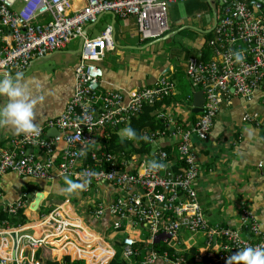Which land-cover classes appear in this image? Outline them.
Wrapping results in <instances>:
<instances>
[{
	"label": "built area",
	"instance_id": "obj_1",
	"mask_svg": "<svg viewBox=\"0 0 264 264\" xmlns=\"http://www.w3.org/2000/svg\"><path fill=\"white\" fill-rule=\"evenodd\" d=\"M188 1L0 0V77L23 73L34 59L54 54L84 37L74 93L64 112L39 126L38 134H22L0 146V200L2 177L9 172L33 179L69 177L84 184L81 193L92 197L90 218L100 219L109 210L112 231L123 235L128 230L122 238L123 257H141L142 264L158 260L166 264H225L227 257L244 247L264 248V232L252 210L242 205L237 228L211 224L195 187L201 165L194 142L210 138L221 105L231 102L232 94L250 100L259 89L264 90V13L248 0H213L217 25L208 42L212 55L207 61L203 60L204 51L192 55L184 68L188 81L203 90L205 98L203 111L193 123H184L170 107H162L156 118L165 128L141 132L142 140L152 147L150 153L111 152L103 144V139L113 134L131 141L125 136L131 120L144 106L173 98L177 86L170 69L150 87L127 93L102 89L104 70L98 63L116 49L115 27L109 24L92 37L89 31L102 15L112 14L134 18L141 41L151 42L170 32L169 6ZM197 18L202 19V14ZM237 51L244 57L239 63L233 55ZM186 102L190 98L182 103ZM243 121L261 125L256 112L246 113ZM52 129L58 133L50 137L47 132ZM59 143L65 144L60 152L56 150ZM133 146L138 147L135 142ZM33 147L41 150L42 158L28 152ZM153 161L164 167L150 168ZM100 184L117 189L118 196L105 202L99 195ZM27 204L21 197L1 210L10 218L17 217L22 211L25 215ZM69 208L71 211L60 206L46 214L39 209V236L33 227L36 223L14 226L10 220L0 222V264H39L35 253L42 245L54 246L48 242L52 238L64 242L54 246L53 251L60 249L57 258L67 254L83 259L77 248L66 250L79 238L83 222ZM137 228L144 229L146 240H141L144 233L135 231ZM29 230L35 235L26 233ZM72 233L76 238L69 237ZM156 243L166 249H157Z\"/></svg>",
	"mask_w": 264,
	"mask_h": 264
},
{
	"label": "crops",
	"instance_id": "obj_2",
	"mask_svg": "<svg viewBox=\"0 0 264 264\" xmlns=\"http://www.w3.org/2000/svg\"><path fill=\"white\" fill-rule=\"evenodd\" d=\"M103 20H105L103 29L109 24L115 27L116 49L106 53L105 58L98 63L104 70V77L101 82L102 89L120 90L127 93L131 90L153 86L161 75L168 73L170 69L176 70V67L167 61L160 60V62H157L156 51L158 45L146 47L150 41H141L134 18L121 19L114 18L112 14H104L100 17L98 23L93 26V30L91 28V32H94L95 27ZM180 24L182 27L190 26L199 29L204 24L210 25V19H199L197 14L190 16L184 14L182 19L176 23V25ZM173 25L174 22L171 20V29ZM175 40H178L179 45L183 44L184 46L181 57L178 54V48H173L174 54L172 53L171 56L174 59L182 60L185 53L188 54L189 58L195 54V48H197L195 55L204 50V38L194 32L185 31ZM78 46L79 39H74L65 49L43 58L34 59L30 67L22 73L23 78L31 84L33 95L37 98L35 123L38 127L59 117L74 93L75 68L80 59L79 54H76ZM10 76L13 75H4L0 78H9ZM191 88L192 86L189 84L184 97L177 91L175 95L177 97L170 99V111L178 115L179 119L186 124L193 123L196 119L192 115L193 93ZM187 98H190L191 103L186 102L187 105H185L182 102ZM263 98L264 90L261 89L250 100L232 94L231 102H223L221 105L210 138L205 142L195 141L193 144L198 162L201 165L195 187L204 214L211 224L237 228L240 222L242 205H246L255 213L264 232ZM5 102L6 98L0 97V104ZM185 107H188V109ZM249 112L259 114L261 125L255 126L243 121L244 115ZM22 134L15 132L8 125H0V146ZM47 135L53 136L56 135V132L52 129L47 132ZM64 148L65 144L59 143L56 150L60 152ZM28 152L42 158L41 150L37 148H31ZM2 184L4 193L0 200V210L3 205L13 203L21 197L27 200L29 192H32L33 200H27L28 204L34 202L37 196L42 194L36 206L39 205V209L43 214L46 210H53L60 206H64L66 211H71L69 208L71 207L79 214L78 211L85 210L87 204L92 202V197L82 194L80 190L73 193L65 192L64 189L67 185L63 176L55 177L52 180L33 179L9 172L2 177ZM118 193V190L110 185H99V195L102 196L105 202H110L118 196ZM33 209V205L30 209L26 208L25 216L28 215L32 218ZM91 220L95 221L96 219L91 218ZM111 225L112 216L109 210H106L104 216L97 219L96 224L92 226H96L94 228L102 236L105 234L104 236L107 237V231L112 230ZM33 227L37 231V236H39L41 224L36 222ZM83 231V233H79V238L73 240L75 241L74 244L68 246L66 250L68 252H73L76 248L80 250L86 264H90L87 259L91 261V264H107L106 261L111 252H108L105 246L108 245L110 249H114L113 243H105L97 232L86 225L83 226ZM143 233L141 240H146L148 238L147 233ZM119 236L120 234H115L112 231L109 239L115 241ZM69 237L76 238V233H72ZM86 237L90 238L93 243V245L87 246L88 248L85 246L87 244L80 241H83ZM54 241V246L64 243L63 240L56 241L54 239ZM59 250H54L53 255L55 256ZM96 260H100V262ZM101 261L106 263H101ZM127 264H134V261H128ZM154 264L166 263L158 260Z\"/></svg>",
	"mask_w": 264,
	"mask_h": 264
},
{
	"label": "trees",
	"instance_id": "obj_3",
	"mask_svg": "<svg viewBox=\"0 0 264 264\" xmlns=\"http://www.w3.org/2000/svg\"><path fill=\"white\" fill-rule=\"evenodd\" d=\"M249 4H251V0H248ZM178 4H173L169 6V15H170V20H173L174 25L172 27V29L170 30V32L175 31L177 29H179L181 26L180 25H176V23L178 21H180L182 19V17L184 16H180L179 14V9H178ZM184 12L187 16L190 15H196V14H202L205 12H213L212 7L209 5V3L207 2V0H191L186 2L184 5ZM172 16V17H171ZM174 17V19H173ZM204 18V17H203ZM213 19L210 20L211 24H213ZM208 26H210L209 24H204V26L200 27L199 29L202 30V32L200 31H195L192 29H185L183 31H181L179 34L170 37L169 39H167L170 42H174L175 38H177L178 36H180L182 33H184L185 31H191L194 32L200 36H202L204 38V46H203V51H204V57L203 60L207 61L210 59L212 52L208 46V42L213 38L214 32H207ZM169 32V33H170ZM168 34V33H167ZM177 45V44H176ZM178 47V51H179V55L180 57L183 55V44L181 45H177ZM197 52V48H195L194 53L196 54ZM193 54V55H195ZM179 57V56H178ZM188 58V54H184V58H182V60L186 61ZM190 84V82H189ZM191 85V84H190ZM192 86V85H191ZM177 96H174V98ZM170 99L166 100L164 103L161 104H156L155 106H144L142 111L135 116L129 125H127L126 128L131 127L132 129L135 130L137 136L136 138H133L131 141L130 140H126V139H121L118 134H113L110 139H103V144L108 146V150L111 152H118V151H134L140 154L143 153H150L152 147L148 144L145 143L142 140L141 137V132L146 129V128H151V129H156V128H165V124L162 122V120H158L156 118V115L158 113V110H161L162 107H170ZM192 115L194 117H197L199 114H194L192 112ZM136 143L138 145V147H134L133 143ZM166 151L170 152V148L166 147ZM176 169H179V167H177ZM51 210H46L45 214L50 212ZM7 220H10L11 224H26L27 222V218L24 215V212H20L18 214L17 217H13V218H8V214L5 211L0 210V222H5ZM49 243H51L52 245L55 244L54 239L52 240H48ZM114 247H115V251L116 254L113 257L112 260H110L109 263L107 264H127V262H125L123 260V255H122V250H121V244L119 243V240H115L113 242ZM157 249H161L164 250L166 249V246L162 243H156L155 244ZM191 253L194 254L195 250H191ZM35 257L36 260L39 262V264H85V262L83 260L80 259H73L71 255H67V254H61L58 258H55L51 255V252L48 250V247L45 245H42L38 248V250L35 253ZM142 260L138 258L134 259V264H142L141 263Z\"/></svg>",
	"mask_w": 264,
	"mask_h": 264
},
{
	"label": "clouds",
	"instance_id": "obj_4",
	"mask_svg": "<svg viewBox=\"0 0 264 264\" xmlns=\"http://www.w3.org/2000/svg\"><path fill=\"white\" fill-rule=\"evenodd\" d=\"M233 55L237 63L244 59L240 51ZM0 97L6 98V102L0 104V125H8L15 132L25 135L38 134L39 127L35 123L37 98L34 97L32 86L23 78L22 73L17 72L9 78H0ZM125 136L133 139L137 134L134 129L128 127L125 129ZM149 167L161 169L164 165L153 161L149 163ZM65 184L67 187L64 191L67 193L83 190L85 187L84 184L74 182L67 177H65ZM225 264H264V248L244 247L227 257Z\"/></svg>",
	"mask_w": 264,
	"mask_h": 264
},
{
	"label": "rangeland",
	"instance_id": "obj_5",
	"mask_svg": "<svg viewBox=\"0 0 264 264\" xmlns=\"http://www.w3.org/2000/svg\"><path fill=\"white\" fill-rule=\"evenodd\" d=\"M214 1H219V0H214ZM178 9H179V14H180V16H183L184 14H185V12H184V6L183 5H179L178 6ZM172 17V16H171ZM203 17L204 18H206V19H212L213 18V16H212V11L211 12H205V13H203ZM173 19H174V17H173ZM213 21V20H212ZM105 25V20H103L101 23H99V25H97L96 27H95V31L94 32H91V30L89 31V37H92V34H94V35H99V34H101L103 31H104V29L102 28L103 26ZM212 27V24H211V22H210V26H209V28L208 29H210ZM171 33V32H170ZM176 39V38H175ZM178 40H175L174 42L172 41V42H170V41H168V40H166V41H163V42H161V43H158L157 45H158V47H157V51H156V60H157V62H160V60H164V61H167L168 63H170L171 65H173V66H175L176 67V70L175 71H173V73H172V75H173V79H174V81H175V84H176V86H177V91H178V93L181 95V96H185L186 95V93H187V88H188V86H189V81H188V79H187V77L185 76V71H184V63H185V61L184 60H177V59H174L172 56H171V54L173 53L174 54V50H173V48L174 47H178L177 45H178V42H177ZM177 44V45H176ZM27 200L28 201H32L33 200V194H32V192H29L28 193V195H27ZM33 202H31V204H32ZM31 204H27V208L28 209H30V206H31ZM88 205H89V207H88ZM92 207V202L90 203V204H87V208L85 209V210H83V211H78V215L82 218V220H83V222L81 223V226L79 227V232L78 233H83L84 231H83V226L84 225H86L87 227H89V228H91L92 230H94L95 232H97L98 234H99V236H100V238L105 242V243H108L109 244V242L110 243H113V241L112 240H110L109 239V235L112 233V230L110 229V230H108L107 231V233H106V236L107 237H105L104 235V237L106 238V240H105V238L102 236V234L97 230V229H95L94 227H96V226H92L93 224H96V220L94 221H92L91 220V218L89 219V210H90V208ZM38 209H39V207H38ZM74 210V209H73ZM74 212L76 213V211L74 210ZM20 213V212H19ZM32 215H33V217L31 218V216H25L26 218H27V222H26V224H29V223H36L37 222V219L38 218H40V216H39V214H38V210L37 211H34L33 213H32ZM34 216H36V217H34ZM8 218H10L9 216H8ZM13 218V217H12ZM11 219V218H10ZM92 221V222H91ZM26 224H20V223H18V224H12V225H14V226H18V225H26ZM31 225V224H30ZM141 231V232H143L144 231V229H142V228H137V229H135V231ZM26 233H29V234H33V235H35V231H33V230H29V231H27ZM128 234V230L125 232V234H123V235H120L119 237H117L116 238V240H119V243L121 244V250H122V238L124 237V236H126ZM0 238H3V237H0ZM80 240V239H79ZM81 241V243H84V244H87V245H85L86 246V248H88L87 246H89V245H93V243H92V240L90 239V238H88V237H86V239H84L83 241L82 240H80ZM74 244V243H73ZM69 246H72V245H69ZM106 248V250L108 251V252H111V254H110V256H109V258H108V260L106 261L107 263H109L110 262V260H112L113 259V257L115 256V254H116V251H115V247H114V249H110L109 247H108V245L107 246H105ZM53 249H55V247L54 246H51V245H48V250L51 252V255L53 256V257H55V258H57L56 256H54L53 255ZM122 255H123V251H122ZM135 258H138V257H135ZM135 258H132V259H125L124 257H123V260L125 261V262H128V261H134V259ZM139 259L140 260H142V258L141 257H139ZM80 260H83L84 262H85V264H86V260L85 259H80ZM89 262H90V264H91V261L89 260V259H87ZM96 261H98V260H96ZM96 261H92V262H95V263H97Z\"/></svg>",
	"mask_w": 264,
	"mask_h": 264
},
{
	"label": "water",
	"instance_id": "obj_6",
	"mask_svg": "<svg viewBox=\"0 0 264 264\" xmlns=\"http://www.w3.org/2000/svg\"><path fill=\"white\" fill-rule=\"evenodd\" d=\"M207 2L209 3V5L212 7V10H213L214 9V6H213L214 5V1L213 0H207ZM251 5L255 6L258 10H260V11H262L264 13V0H251ZM212 16H213V24H212V27L207 30V32L213 31L215 29L216 25H217V14H216V12L214 10L212 12ZM113 17L115 18L114 15H113ZM185 29H193L195 31L202 32V30L198 29L197 27H190V26L182 27V28H180V29H178V30H176L174 32L168 33L163 38H160V39L153 40V41L149 42L146 47H151L153 45H156L158 43L166 41L170 37L179 34L181 31H183ZM83 43H84V37L82 36V37L79 38V46H78V50L76 51V54H80L81 53ZM191 91L193 93L192 112L194 114H200L203 111V105H204V102H205L203 90H199L198 88H196V87H194L192 85ZM53 130H55V132L58 133V130H56V129H53ZM40 196H42V194H39L37 196V198L34 200V202L31 204V206L34 205V203H37L39 201V199H40L39 197ZM38 207H39V205L38 206L35 205L34 211H37Z\"/></svg>",
	"mask_w": 264,
	"mask_h": 264
},
{
	"label": "bare ground",
	"instance_id": "obj_7",
	"mask_svg": "<svg viewBox=\"0 0 264 264\" xmlns=\"http://www.w3.org/2000/svg\"><path fill=\"white\" fill-rule=\"evenodd\" d=\"M57 134V133H56ZM53 136H55V135H53ZM50 137H52V136H50ZM34 148V147H33ZM31 149V148H30ZM38 149V148H37ZM39 201H40V199H39ZM38 204V202L37 203H34V205H33V208L35 207V205H37ZM34 210V209H33Z\"/></svg>",
	"mask_w": 264,
	"mask_h": 264
}]
</instances>
